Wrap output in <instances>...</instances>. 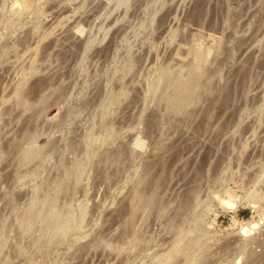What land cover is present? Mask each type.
<instances>
[{
	"label": "rangeland",
	"instance_id": "374dc122",
	"mask_svg": "<svg viewBox=\"0 0 264 264\" xmlns=\"http://www.w3.org/2000/svg\"><path fill=\"white\" fill-rule=\"evenodd\" d=\"M0 264H264V0H0Z\"/></svg>",
	"mask_w": 264,
	"mask_h": 264
}]
</instances>
